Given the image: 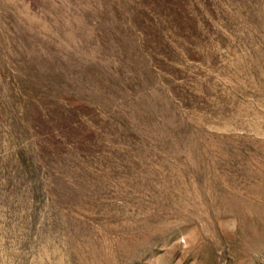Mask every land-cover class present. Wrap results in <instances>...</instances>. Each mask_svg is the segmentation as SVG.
Listing matches in <instances>:
<instances>
[{"label":"rangeland","instance_id":"1","mask_svg":"<svg viewBox=\"0 0 264 264\" xmlns=\"http://www.w3.org/2000/svg\"><path fill=\"white\" fill-rule=\"evenodd\" d=\"M0 264H264V0H0Z\"/></svg>","mask_w":264,"mask_h":264}]
</instances>
